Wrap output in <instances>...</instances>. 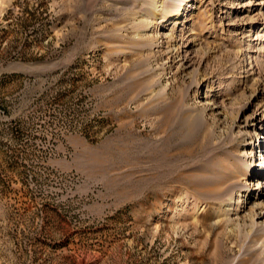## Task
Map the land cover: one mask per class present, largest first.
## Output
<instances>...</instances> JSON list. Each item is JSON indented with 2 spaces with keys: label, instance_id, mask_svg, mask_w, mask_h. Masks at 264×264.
Wrapping results in <instances>:
<instances>
[{
  "label": "rangeland",
  "instance_id": "rangeland-1",
  "mask_svg": "<svg viewBox=\"0 0 264 264\" xmlns=\"http://www.w3.org/2000/svg\"><path fill=\"white\" fill-rule=\"evenodd\" d=\"M260 157L264 0H0V264H264Z\"/></svg>",
  "mask_w": 264,
  "mask_h": 264
},
{
  "label": "bare ground",
  "instance_id": "bare-ground-1",
  "mask_svg": "<svg viewBox=\"0 0 264 264\" xmlns=\"http://www.w3.org/2000/svg\"><path fill=\"white\" fill-rule=\"evenodd\" d=\"M186 1H188V0H186ZM177 4V3H176ZM175 4V5H176ZM186 5V3H184L183 5L182 4H178L177 6V8H176V10H174V11H171L170 13L171 14H173L174 16H176V19H175V21H177V19L179 18V17H181V12H180V8L182 7L183 8V6H185ZM184 9V8H183ZM181 19V18H180ZM177 23V22H176ZM122 42V41H121ZM121 43H119V45H120ZM260 143H261V141H260ZM258 147V146H257ZM252 169H250V170H248V176H250V177H257L258 179H257V186L254 188V190H259V189H261V187L264 185V184H261L260 182H259V180H260V178L263 176V174L261 173V171H260V167H263V158H261L260 157V162L259 163H257L256 161L255 162H253L252 164ZM261 191V190H260ZM260 195H262V193L261 192H259L258 194H257V196H253V198L255 199H257ZM253 204H254V206H257L258 205V202H256V201H254L253 202ZM258 207V206H257ZM258 209V208H257ZM261 213V211L259 210V211H256V212H254L253 213V217L256 219V218H258L259 216L258 215H261L260 214ZM262 243H263V245H264V237H263V239H262ZM261 243V244H262Z\"/></svg>",
  "mask_w": 264,
  "mask_h": 264
}]
</instances>
